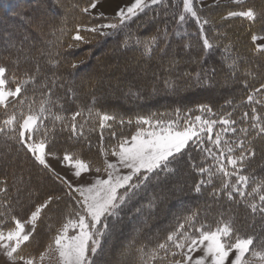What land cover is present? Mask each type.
Instances as JSON below:
<instances>
[{
  "label": "snow or ice",
  "instance_id": "snow-or-ice-1",
  "mask_svg": "<svg viewBox=\"0 0 264 264\" xmlns=\"http://www.w3.org/2000/svg\"><path fill=\"white\" fill-rule=\"evenodd\" d=\"M182 2L179 22H184L188 16L193 18L200 25L204 48H213L203 28L209 20L201 18L194 0ZM162 3L163 0H133L130 5L119 8L116 22L83 28L78 25L72 39L86 43L88 37L83 33L109 35L102 30L117 31L127 21ZM89 8H97L95 0H90L89 7L82 11L87 13ZM257 15L253 8L227 13V17H240L251 22L256 21ZM155 39L145 42L146 51L151 50ZM251 41L253 53L264 56V42L257 43L264 41V35L252 34ZM136 42L141 43L140 40ZM68 47L72 48L73 44ZM231 50V43L224 45L228 59H232ZM232 63L235 64L234 59ZM71 67L77 65L72 63ZM35 80L33 75L20 78L9 67L0 64V137L19 144L41 171L51 174L54 181L63 186V193H49L44 198L37 195L26 214L17 215L7 180L0 179V254L6 258V264H97L104 246L122 219L124 209L152 176L159 178L160 173L174 172L175 165L183 160L185 150L190 151L192 147L202 153V162L195 163L191 155L188 158L193 160L192 166L206 177L195 185L197 193L218 179L219 187H213V196L224 195L234 200L238 195L245 199L251 213H259L264 218V180H258L247 171L256 156L255 139H264V113L255 106L264 108V83L249 92L246 102L252 107L250 112H243L239 120L233 117V112L212 118L215 113L208 105L200 106V111L207 116L197 115L194 119L187 114L181 119L179 109L173 114L140 115L135 119L137 129L133 134L117 138V133L112 131L115 143L108 146L103 145L101 135L100 159L93 160L69 151L61 156L52 150L56 122L63 126L62 130L70 132L69 138L84 136V126L78 122L83 110L71 113L70 117L55 112L54 108H62V105L52 99L50 88L40 94L42 98L39 100L35 98V88L29 95L28 86L35 84ZM43 87L47 88V85ZM88 115L90 119L93 116L98 119L101 130L111 127L108 122L118 120L121 125L125 123L116 114L93 113L91 108ZM127 123L133 121L129 119ZM217 125L219 130H216ZM50 158L68 168L76 182L57 173L49 162ZM20 182H23L22 177ZM16 191L19 193L21 189ZM64 197L68 198V203L61 223L55 228L48 225L50 235L42 251L38 254L29 251L39 224L46 217L51 219L48 213L52 206L59 204ZM15 203L19 204L20 200ZM198 215L192 213L184 217L183 222L153 247L137 249L139 264H264V236L241 234L232 218H221L215 227H211L206 222H199ZM261 230L264 231V225ZM198 252L201 254L196 255Z\"/></svg>",
  "mask_w": 264,
  "mask_h": 264
},
{
  "label": "trees",
  "instance_id": "trees-1",
  "mask_svg": "<svg viewBox=\"0 0 264 264\" xmlns=\"http://www.w3.org/2000/svg\"><path fill=\"white\" fill-rule=\"evenodd\" d=\"M98 1L95 0V2ZM198 1L194 0V6L197 8L199 15L202 19L209 20V23L204 25L203 28L204 34L214 45L211 49L204 48L200 25L193 18L188 16L184 22H179L178 18L183 10L182 0H163L161 5L153 6L145 13L132 18L119 30H111L109 35L83 33L88 37L89 42L86 43L75 42L72 39L78 25L82 28L93 27L97 24L118 20L117 18L96 17L88 12H83V8L89 7L90 0H68L67 2L63 0H0V26L4 33L8 32L9 35H13V32L16 34L24 33V30H28L30 26L34 25L35 18L42 13H47V16L42 17V21H45L52 29L61 31V34L55 39V46L35 61L25 58L18 61V63H13L15 56L22 52L21 49L15 47H12V51L10 50L6 57L0 58V64L9 67L18 77L26 78L28 75L36 77L35 84H30L28 87L30 90L29 95H32L31 90L35 88V98L37 100L42 98L40 95L42 92H46L50 88L52 99L58 105H62V108H54L55 112L70 117L71 113L83 110V116L78 117V122L84 126V136L69 138L70 132L62 130L63 126L56 122V131L53 134L51 144L53 151L60 155H63L65 151L75 152L79 153L84 159L98 160L100 159L98 154L101 147V135H103V145L108 146L110 143H115V139L111 137L112 131L117 133V138L133 134L137 129L135 119L140 115L148 116L152 113L173 114L176 109H179L181 119L186 114L194 119L197 115L207 116L206 113L200 111L201 105L212 107L213 113H215L212 118H219L226 112H233V117L239 120L243 112H250L252 105L247 104L246 97L254 87H259L260 83H264V56L253 53L251 41L252 34L264 35V0H240L237 3L209 5L203 8L198 5ZM60 8L70 11L71 15L60 14ZM246 8H253L258 14L255 22L240 17H227L229 11ZM163 35L164 40L162 39ZM172 35L175 37L173 38ZM153 37L156 38L155 43L152 44L150 51H146L145 42ZM21 39L22 41L28 39L40 41L34 31H29L28 35L21 37ZM4 40L9 39L4 37ZM137 40H140L141 43L138 44ZM172 43H178V49L182 47L180 44L184 43L183 49L185 48L189 52L196 49L197 55L202 57V64L199 67L189 65L186 62L176 67L199 75V78L194 77L195 80L191 79L192 81L188 82L190 86H187L186 77L180 83L178 82L181 86L186 85L183 91H177L171 88L170 84L167 85L159 81L157 75L155 77L157 80H153L154 86L142 92L145 93V96L136 95L130 97L129 100L119 101L115 107H108L106 104L107 99L102 96H93V87L99 83L98 79L94 80L91 77L92 83L90 82V84L87 81L88 78L79 80L76 83L73 82L71 86L64 83V77L76 76L80 72L87 74L91 69L97 77V74L101 72L96 69V66L113 63L114 59L119 57L137 58L149 62L158 58L161 62L163 59L161 60L159 53H157L158 49L162 47L166 50L167 46L173 45ZM229 43L232 45L230 53L232 59L226 58L229 54L224 51V45ZM69 44H73V47L69 48ZM29 45L30 53H37L38 46ZM42 47L43 45L39 49H42ZM170 50L173 56L180 54V51L176 48ZM57 52H59V55H56ZM57 59L59 61L55 62ZM233 59L235 64L232 63ZM45 61L49 65L43 64ZM72 63H75L77 67H71ZM130 66L134 68L141 65L135 62ZM225 72L230 75L229 81L221 84L219 91L212 92L210 89L215 85V80ZM45 84L47 88L43 87ZM164 87L167 90H163ZM75 88H78V90L75 91ZM186 91L202 97L186 100L183 97V93ZM209 91L214 93L213 98L207 97ZM161 98L169 101L160 104ZM130 101H135L136 109L128 108V102ZM255 106L259 112L264 113V108L259 105ZM89 108L93 109V113L100 111L116 114L118 118L122 117L125 123L121 125L118 120L108 122L111 127L106 126L101 130L98 119L94 116L91 119L89 118ZM129 119L133 121L132 124L127 123ZM219 127L217 125L216 130H219ZM231 135V133L228 134L229 137ZM0 143L6 149L7 157L11 159V162H0V179L7 180L9 196L13 201V207L17 215L26 214L27 209H25V206L30 205V202L35 200L37 195L40 198H44L47 194L53 192L62 195L63 186L54 181L51 174L41 171L32 159L25 154L19 144L5 141L3 137H0ZM205 143L207 144V140H205ZM254 146L256 156L251 161L247 171L252 172L258 180H264V139L256 138ZM189 155L193 157L195 163L200 164L202 162V153L199 152L198 148L192 147L190 151L186 149L183 160L175 165L174 172L169 174L160 173L159 178L152 176L146 186L142 187L137 196L122 212V219L116 227L125 228L128 222L139 220L144 222L146 228H142L137 232L135 241L123 256V263L119 262L117 264H139L137 249L141 246L151 248L159 241L164 240L170 231L183 222L184 217L192 213H198V221L206 222L211 227H215L217 221L221 218H232L235 227L241 234L259 233L264 236V231L261 228L256 229L254 226L248 225V220H252L262 226L264 225V218L259 213H251L246 206L245 199L238 195L235 196L234 200H229L224 195H212L213 187H219L218 179H214L212 185L202 187L200 193L195 191V185L206 177L202 176L192 166L193 160H189ZM184 174L187 177V184L184 183L185 180L183 181ZM21 177H24L28 183L31 180L36 181L27 188L23 182H20ZM174 184L184 189L179 191L177 188L175 191H171L166 195L163 194L158 198L155 196L154 191L150 194L145 192L147 188H167ZM17 188L21 189L19 193L16 191ZM250 190L251 185L248 191ZM30 192L33 195L30 196ZM148 197L150 198L149 201H153L152 206H148V211L140 210ZM17 199L20 200L19 204L15 203ZM191 199H194L196 203H187ZM209 201L213 203L210 204ZM67 203L68 198L64 197L59 204L52 206V211L48 213L51 219L49 220L46 217L43 224H41V226H45L46 234H42V236L44 235L43 238L48 237L50 234L48 231L49 224L53 225V228L58 226L57 221L62 219ZM176 207H180V211L170 218L166 225L157 226V218H161L163 221L168 214L167 210ZM148 226L157 227L155 234H149ZM35 243L37 244L38 241L36 240Z\"/></svg>",
  "mask_w": 264,
  "mask_h": 264
},
{
  "label": "rangeland",
  "instance_id": "rangeland-1",
  "mask_svg": "<svg viewBox=\"0 0 264 264\" xmlns=\"http://www.w3.org/2000/svg\"><path fill=\"white\" fill-rule=\"evenodd\" d=\"M63 1H68V0H63ZM133 2V0H99L97 3V8L91 9L89 8V14L92 16L96 17H105V18H117L116 17V12L119 10L120 7H126L130 5ZM240 2V0H199L198 5L200 7H206L209 5H218V4H225V3H237ZM60 14H64L67 16L71 15L70 11L64 10L62 8L59 9ZM102 14V16H101ZM46 15L47 13H42L39 14L34 21V25L30 26L28 30H24V33H19L16 34L13 32V35H9L8 32L3 31L2 27L0 26V58L1 57H6L9 53V51H12V47L21 49V53L17 54L15 56L14 61H22L25 58H28L30 60H37L39 57L43 54H46L48 51H50L51 47L55 46V39L61 34L60 30L52 29L45 21H42V17ZM32 19V18H31ZM118 19V18H117ZM28 21H31L30 19H27ZM102 24V23H101ZM264 29V25H263ZM29 31H34L38 40H33V39H28L27 41H22L21 37H24L28 35ZM102 31L104 32H110L111 29H103ZM173 38L175 37L172 35ZM4 37H7L9 40H4ZM177 37V36H176ZM164 40V35L162 37ZM178 39V38H177ZM264 41H257V43H262ZM8 43L9 45H4ZM164 43V41H163ZM32 44L34 46H38L37 48V53H30V45ZM173 44V43H172ZM42 49H39L40 46H42ZM181 48L178 49V43H174L172 46H167L168 48L165 50L162 47L158 49L157 53H159L161 57V62L158 58L150 61H144L140 60L137 58H117L114 59L113 63H105L103 65H98L96 66V69L101 72L98 73L97 77L92 73V69L86 74L83 72H80L76 74V76H66L63 78L65 85L71 86L73 82H77L82 79H89V84L91 82V77L94 80H99V83L93 87L94 95L93 96H102L104 99H107V106L108 107H115L117 106L119 101H126L129 100L131 97H135L136 95H143L145 96L146 89H151L154 86V79L157 75L159 76V81H162L163 83L171 86V88L176 89L177 91H183L185 90L186 85H180V81L184 80V77H186L187 83L191 82L193 79L195 80L194 77L199 78L198 73H190L188 70L183 71L180 68H176L177 66H180V64L187 63L189 65H193L199 67L202 63V57H200L196 49H193V52H189L187 49H183L184 43L180 44ZM176 48L177 50L180 51V54L177 56H173V54L170 53V49ZM169 49V50H168ZM52 59V58H51ZM59 61L57 59L55 62ZM139 63L141 66L137 67H131L130 65L134 63ZM142 62V63H140ZM49 65L47 61L43 62V64ZM114 71V72H112ZM117 71V72H116ZM152 76V77H151ZM229 73L225 72L222 75L218 77V79L215 80V85L212 86L210 89L212 92L213 91H219V87L221 84L228 82L229 81ZM146 78V79H145ZM148 78V79H147ZM149 78H151L149 80ZM144 79V80H143ZM192 79V80H191ZM143 80V81H142ZM154 80V81H153ZM170 80V81H169ZM189 80V81H188ZM179 82V83H178ZM92 83V82H91ZM186 83V84H187ZM187 86H190V83L187 84ZM76 87V86H75ZM135 88V90H134ZM187 89V88H186ZM78 88H75V91H77ZM88 90H89V85H88ZM163 90H167V88H163ZM90 92V90H89ZM166 92V91H164ZM228 94V93H226ZM225 94V95H226ZM217 93L215 94V96ZM214 93L207 92V97L208 98H213ZM183 97L188 100V99H200L202 96L195 95V94H190L189 91H186L183 93ZM111 98V99H110ZM145 98V97H144ZM169 100L167 99H162L159 102L160 104L167 103ZM135 101H130L128 102V108L130 109H136L135 106ZM105 104V105H106ZM138 108V107H137ZM141 108V107H140ZM0 143V162H11V159L7 157L4 149ZM60 155V154H59ZM62 156V155H61ZM111 159V157H109ZM51 163L52 167L56 170L57 173H60L61 175L66 176L69 180H73L75 183L76 181L71 175V172L69 171L68 168L61 166L56 159H51L49 160ZM0 163V164H1ZM92 175H95L93 173ZM185 175V174H184ZM177 176V175H176ZM23 183L25 184V187H30L31 184L35 183L36 180H31L26 182V179L23 177ZM185 180V181H184ZM184 183L187 184V177L186 175L184 176L183 179ZM179 191H182L184 188L183 187H178V185L174 184L173 186H169L167 188H147L145 189L146 194L152 193L154 191L155 196L158 198L161 195H166L167 193L171 191H175L177 189ZM177 190V191H178ZM45 193V192H44ZM153 194V195H154ZM156 198V199H157ZM148 200L142 205L140 210L142 211H148V206L151 207L153 204V201ZM151 203V204H150ZM187 203H196L194 199H191L187 201ZM210 204H212V201H209ZM198 204V203H197ZM29 205L25 206V209H27ZM180 211V207H176L172 210H167V215L165 216V219L162 221L161 218H157V226H163L166 225L167 222L169 221L170 218H172L174 215H176ZM141 212V211H140ZM62 219L57 221V224L61 223ZM43 224V223H41ZM39 224L38 226V231L36 233V239L32 241V243L29 245V251L38 254L40 251L43 250L48 238L42 236V234L45 233V226H41ZM248 225L254 226L256 229H260L261 225L256 224L252 220H248ZM57 226V227H58ZM144 226V227H143ZM146 228L144 222L139 221V220H134L132 222H128L127 226L125 228H118L114 230L111 238L109 239L108 243L105 245L104 251L97 261V264H117L119 262L123 263V256L126 253L127 249L131 247L133 242L136 239V234L137 232L142 229ZM157 227L151 226L147 227L149 230V234L153 235L156 232ZM50 235V234H49ZM127 238V239H126ZM36 240L38 243L36 244ZM201 253H196V255H200ZM0 264H6V258L0 254Z\"/></svg>",
  "mask_w": 264,
  "mask_h": 264
}]
</instances>
